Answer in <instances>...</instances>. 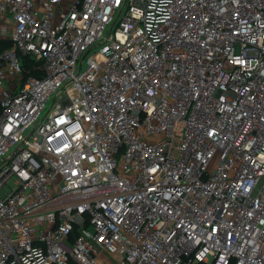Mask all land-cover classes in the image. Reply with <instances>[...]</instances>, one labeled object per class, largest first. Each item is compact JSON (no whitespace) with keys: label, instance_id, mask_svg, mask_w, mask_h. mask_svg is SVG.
Segmentation results:
<instances>
[{"label":"built area","instance_id":"obj_1","mask_svg":"<svg viewBox=\"0 0 264 264\" xmlns=\"http://www.w3.org/2000/svg\"><path fill=\"white\" fill-rule=\"evenodd\" d=\"M199 263L264 264V0H0V264Z\"/></svg>","mask_w":264,"mask_h":264},{"label":"trees","instance_id":"obj_2","mask_svg":"<svg viewBox=\"0 0 264 264\" xmlns=\"http://www.w3.org/2000/svg\"><path fill=\"white\" fill-rule=\"evenodd\" d=\"M6 47H10L11 46V42H6L5 44ZM21 59H22V64L25 68H28L31 66V63H32V60L29 59L28 56H21ZM199 264H205V263H199Z\"/></svg>","mask_w":264,"mask_h":264},{"label":"rangeland","instance_id":"obj_3","mask_svg":"<svg viewBox=\"0 0 264 264\" xmlns=\"http://www.w3.org/2000/svg\"><path fill=\"white\" fill-rule=\"evenodd\" d=\"M49 104H50V101L48 102V106H49ZM47 106V107H48ZM8 184L11 186V187H14V178L13 177H11L9 180H8Z\"/></svg>","mask_w":264,"mask_h":264}]
</instances>
